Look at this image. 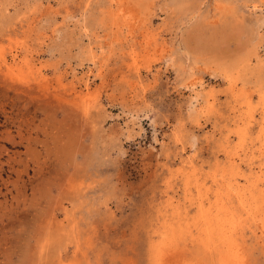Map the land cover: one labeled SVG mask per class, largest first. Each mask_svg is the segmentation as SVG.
<instances>
[{
  "label": "rangeland",
  "instance_id": "374dc122",
  "mask_svg": "<svg viewBox=\"0 0 264 264\" xmlns=\"http://www.w3.org/2000/svg\"><path fill=\"white\" fill-rule=\"evenodd\" d=\"M263 203L264 0H0V264H264Z\"/></svg>",
  "mask_w": 264,
  "mask_h": 264
},
{
  "label": "bare ground",
  "instance_id": "6f19581e",
  "mask_svg": "<svg viewBox=\"0 0 264 264\" xmlns=\"http://www.w3.org/2000/svg\"><path fill=\"white\" fill-rule=\"evenodd\" d=\"M122 9H123V8H122ZM130 13H131V12H130ZM131 14H132V13H131ZM126 15H127V12H126ZM129 16H130V15H129ZM129 16H127V19H128ZM124 17H125V16H124ZM125 18H126V17H125ZM130 18H131V17H130ZM122 22H123V21H122ZM127 24H128V23H127ZM127 24H126V25H127ZM119 25H120V24H119ZM121 27H123V26H121ZM125 27H126V26H125ZM127 27H128V26H127ZM119 28H120V27H119ZM86 80H87V79H86ZM86 82H87V81H86ZM198 83H199V82H198ZM187 85H188V86H191V85L194 86L195 83L190 82V83L187 84ZM86 86H87V85H86ZM199 95H200V94H199ZM194 96H195V95H194ZM194 98L196 99V97H194ZM190 101H191V100H190ZM190 104H192V103H190ZM262 176H263V175H262ZM262 176H260V177H262ZM252 177H253V176H252ZM252 177H251V178H252ZM255 177H256V175L254 176V179H255ZM247 178H248V177H247ZM260 179H261V178H260ZM258 181H260V180H257V182H258ZM250 184H251V183H250ZM253 185H254V183L252 184V186H253ZM255 185H256V184H255ZM242 186H243V185H242ZM225 188H227V187H225ZM240 189H241V188H240ZM228 190H229V188H228ZM247 190H248V188H247ZM225 191H226V190H225ZM229 191H230V190H229ZM219 193H220V192H219ZM247 193H248V191H247ZM253 193H254V192H253ZM222 194H225V193H222ZM233 194H234V193H233ZM247 195H248V194H247ZM224 197H225V196H224ZM259 197H260V196H259ZM210 198H211V197H210ZM226 198H227V197H226ZM232 198H233V196H232ZM235 198H236V197H235ZM246 198H247V197H246ZM260 198H261V197H260ZM227 199H229V198H227ZM232 200H233V199H232ZM246 200H247V199H246ZM248 200H249V199H248ZM262 202H263V201H262ZM226 203H227V202H226ZM233 203H234V202H233ZM244 203H245V202H244ZM230 204H231V203H230ZM240 204H241V203H240ZM263 204H264V203H263ZM245 206H247V204H246ZM257 206H258V205H257ZM231 207H232V206H231ZM233 207H234V206H233ZM236 207H237V205H236ZM242 207H243V206H242ZM261 207H262V206H261ZM229 208H230V207H229ZM238 208H239V210H240V206H239ZM238 208H237V209H238ZM235 210H236V209H234V211H235ZM247 211H248V209H247ZM259 211H260V210H259ZM235 212H236V211H235ZM237 212H238V211H237ZM248 212H249V211H248ZM254 212H255V211H254ZM263 212H264V211H263ZM263 212H262V213H263ZM251 213H252V212H251ZM229 214H230V211H229ZM239 214H240V213H239ZM230 215H231V214H230ZM233 215H234V214H233ZM247 215H248V214H247ZM241 216H243V215H241ZM245 216H246V215H245ZM262 218H263V217H262ZM234 219H235V218H234ZM234 219H233V220H234ZM239 219H240V218H239ZM239 219H237V220H239ZM243 219H244V218H243ZM248 220H249V218H248ZM261 220H262V219H261ZM227 221H228V220H227ZM227 221H226V222H227ZM256 221H257V220H256ZM234 222H235V220H234ZM236 223H237V222H236ZM243 223H244V222H243ZM245 223H246V222H245ZM248 223H249V222H248ZM248 223H247V224H248ZM258 223H259V222H258ZM223 224H224V223H223ZM232 225H233V224H232ZM239 225H241V224H239ZM258 225H259V224H258ZM249 226H250V225H249ZM262 226H263V225H262ZM262 226H261V227H262ZM242 227H243V226H242ZM240 228H241V227H240ZM259 228H260V227H259ZM229 229H230V228H229ZM261 229H262V228H261ZM241 230H242V229H241ZM254 231H255V229H254ZM227 232H228V231H227ZM226 234H227V233H226ZM254 234H255V233H254ZM262 236H263V235H262ZM224 237H226V236H224ZM239 237H240V236H239ZM241 237H243V236H241ZM235 239H236V238H235ZM261 239H262V238H261ZM232 240H233V239H231V241H232ZM237 240H238V239H237ZM222 241H224V240H222ZM227 241H228V240H227ZM227 241H226V242H227ZM242 241H243V240H242ZM210 244H211V243H210ZM230 244H231V243H230V241H229V242H228V245H229V246H228V247L226 246L228 249H227V250L225 249V250H226V252H225L226 255H225V256H227V257H226L227 260H228L229 258H231L230 256H231V254L233 253V252H231L232 247H231ZM240 244H241V243H240ZM199 245H200V243H199ZM210 246H211V245H210ZM240 246H241V245H240ZM245 246H246V245H245ZM170 247H171V246H170ZM241 247H242V246H241ZM208 248H209V247H208ZM208 248H207V249H208ZM245 248H246V247H245ZM164 249H166V248H164ZM170 249H171V248H169V250H170ZM262 249H263V248H262ZM174 250H175V248H174ZM174 250H172V251H174ZM167 251H168V249H167ZM172 251H171V252H172ZM195 251H196V250H195ZM210 251H211V250H210ZM212 251H213V250H212ZM218 251H221V249H218ZM235 251H236V250H235ZM242 251H243V250H242ZM242 251H241V252H242ZM161 253H162V252H161ZM169 253H170V252H169ZM219 253H220V252H219ZM236 253H237V252H236ZM167 254H168V253H167ZM211 254H212V253H211ZM213 254H214V253H213ZM242 254H243V253H242ZM165 255H166V254H165ZM165 255H164V256H165ZM233 255H235V254H233ZM199 256H200V255H199ZM184 257H185V256H184ZM214 257H215V256H214ZM241 257H242V256H241ZM162 258H163V257H162ZM233 258H237V257L235 256V257H233ZM183 259H184V258H183ZM237 259H238V258H237ZM162 260H163V259H162ZM207 260H208V259H207ZM240 260H241V259H240ZM172 262H173V261H172ZM176 262H177V261H176ZM204 262H205V260H204ZM232 262H233V261H232ZM242 262H243V261H242ZM164 263H165V262H164ZM179 263H180V262H179ZM206 263H207V261H206ZM216 263H217V262H216ZM227 263H228V262H227ZM230 263H231V262H230ZM233 263H234V262H233ZM162 264H163V263H162ZM170 264H171V263H170ZM172 264H173V263H172ZM224 264H225V261H224ZM235 264H236V263H235Z\"/></svg>",
  "mask_w": 264,
  "mask_h": 264
}]
</instances>
